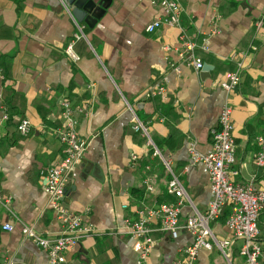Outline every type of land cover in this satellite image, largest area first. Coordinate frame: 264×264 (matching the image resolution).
Returning <instances> with one entry per match:
<instances>
[{"label":"crops","instance_id":"0c3cea01","mask_svg":"<svg viewBox=\"0 0 264 264\" xmlns=\"http://www.w3.org/2000/svg\"><path fill=\"white\" fill-rule=\"evenodd\" d=\"M179 1L182 25L209 41L210 51L197 50L201 70L180 58L179 28L146 31L148 23L163 17L161 7L148 0H108L106 12L93 24L87 18L76 21L62 0H0V118L8 114L0 123V191L12 199L10 210L0 205V261L49 264L46 250L23 235L18 218L45 235L61 231L47 206L44 184L45 171L64 155L56 129L63 123L60 103L67 97L74 106L88 101L90 112L77 113L87 148L69 179L65 203L94 229L66 252L71 264H137L140 241L129 234L126 219L137 217L144 205L175 201L166 192L164 160L197 208L206 210L209 174L203 164H192L188 148L192 140L202 151L212 146V131L228 97L236 142L231 178H255L264 187V170L255 164V138L264 134V25L256 27L264 0ZM77 23L84 37H75ZM69 44L77 59L68 54ZM251 46L256 50L248 52L241 83L228 94L221 83L236 67L228 58ZM159 81L166 93L147 97ZM136 116L147 134L134 128ZM23 117L32 123L27 136L17 131ZM146 162L153 170L151 192L144 183ZM191 214L188 204L182 206L181 222ZM218 221L215 231L231 237ZM5 223L14 229L3 230ZM151 226L150 264H173L194 240L185 230L173 238L157 219ZM232 240L229 260L217 248L202 249L198 264H240L241 240Z\"/></svg>","mask_w":264,"mask_h":264},{"label":"built area","instance_id":"2783aa9c","mask_svg":"<svg viewBox=\"0 0 264 264\" xmlns=\"http://www.w3.org/2000/svg\"><path fill=\"white\" fill-rule=\"evenodd\" d=\"M13 1V0H12ZM162 9V18H157L146 26V31L154 32L162 25L177 27L180 30L182 48L180 58L196 70L204 67V62L198 56L197 50L210 51L207 37L193 36L182 25V6L179 0H148ZM264 25V12L256 22V27ZM78 33L76 38L84 37L83 28L77 23ZM68 54L77 59L72 44L67 47ZM250 50H256L251 46L248 51L233 52L229 60L236 61V67L227 71L222 80L223 89L229 94L241 83L243 77L244 61ZM178 69V67H175ZM166 93L165 85L159 81L147 91V97L162 96ZM63 123L56 129V134L63 144L64 155L60 161L45 171L44 191L47 195V206L53 211L57 221L61 224V231L57 236H49L38 232L33 225L18 218L23 235L33 240L37 245L46 250L49 264H71L68 262L66 252L78 246L81 240L93 233V226L87 224L82 214L68 208L65 197L69 179L84 159L87 141L78 132L79 117L77 113L88 115V103L75 107L69 99L61 101ZM233 107L228 97L220 111L218 125L212 131V146L202 151L198 147V141L189 143V153L192 164H203L209 174L210 200L205 211H200L192 198L187 193L186 187L180 176L173 170L170 162L164 160L169 171L168 193L176 199L174 202H161L153 205H144L137 213V217L126 219L129 234L140 241L139 257L137 264H150L154 239L150 236L152 222L159 220L161 230L173 238H177L181 230L193 235L194 240L188 244L183 255L173 264H198L199 253L202 249L212 251L217 248L227 259H230L229 249L233 247V238L240 239L239 255L242 258L240 264H264V244L261 242L260 215L264 211V187L255 183V178L247 182H235L230 175V169L236 162V142L233 134ZM8 119L5 113L0 118V123ZM31 120L22 118L17 125L19 132L27 136L31 130ZM134 128L147 134L145 124L136 116ZM258 151L255 156V164L264 170V134L255 138ZM156 154H160L156 149ZM136 156H133L135 159ZM145 185L149 192L153 191V185L149 176L145 179ZM11 196L0 191V205L10 210ZM188 204L192 214L181 222L182 206ZM126 207V206H125ZM226 213L225 226L231 233V237L219 239L211 227V223L218 221ZM3 230L12 231L14 225L5 223ZM215 244L213 243V241ZM0 264H13L11 258L0 261ZM232 264V263H230Z\"/></svg>","mask_w":264,"mask_h":264},{"label":"water","instance_id":"95a60500","mask_svg":"<svg viewBox=\"0 0 264 264\" xmlns=\"http://www.w3.org/2000/svg\"><path fill=\"white\" fill-rule=\"evenodd\" d=\"M76 21L93 24L107 10L108 0H62Z\"/></svg>","mask_w":264,"mask_h":264},{"label":"trees","instance_id":"16d2710c","mask_svg":"<svg viewBox=\"0 0 264 264\" xmlns=\"http://www.w3.org/2000/svg\"><path fill=\"white\" fill-rule=\"evenodd\" d=\"M9 1H12V0H9ZM188 30H190L189 28H188ZM191 33V32H190ZM191 34H193V33H191ZM65 99H69L70 101H72L69 97H67V98H65ZM88 101H83V102H81L80 104H77V106H80V105H83V104H85V103H87ZM77 106H75V107H77ZM23 118H28V117H23ZM22 119V118H21ZM20 119V120H21ZM20 120L18 121V123L20 122ZM18 123H17V125H18ZM144 123V122H143ZM17 131L19 132V130L17 129ZM31 131V130H30ZM141 131V130H140ZM142 132V131H141ZM19 134L21 135V136H24V135H22L20 132H19ZM145 136V139H146V141L148 142L149 141V138L146 136V135H144ZM62 146H63V144H62ZM151 147V149L154 151V153L156 154V149H155V147L153 146V145H151L150 146ZM63 149H64V147H63ZM156 155H158V154H156ZM164 164V163H163ZM173 168V167H172ZM173 170L175 171V168H173ZM152 165L150 164V163H145V166H144V172H146L147 173V176H149L151 179H152V176H151V174H152ZM176 172V171H175ZM168 174H169V171H168ZM166 192H167V194L169 195V196H171L169 193H168V185H167V189H166ZM169 200H171V199H169ZM263 215H264V211L261 213V215H260V229L262 228V229H264V220H263ZM226 216H227V214L226 213H224L221 217H220V219H221V221H223L224 223H225V219H226ZM219 219V220H220Z\"/></svg>","mask_w":264,"mask_h":264},{"label":"rangeland","instance_id":"374dc122","mask_svg":"<svg viewBox=\"0 0 264 264\" xmlns=\"http://www.w3.org/2000/svg\"><path fill=\"white\" fill-rule=\"evenodd\" d=\"M215 222H219V221H215ZM215 222H212V223H211V226H212L213 229L215 228ZM219 225L222 226V223L220 222ZM222 230H223L222 233H223V234L226 233V236H227V235H228L227 232L229 233V231L226 230L223 226H222ZM225 230H226L227 232H226ZM214 232H215L216 236H217L219 239H222L221 235H220L217 231H215V229H214ZM226 236H225V237H226ZM227 237H228V236H227ZM212 241H213V240H212ZM213 243L215 244L214 241H213ZM235 249H237V247H236Z\"/></svg>","mask_w":264,"mask_h":264}]
</instances>
